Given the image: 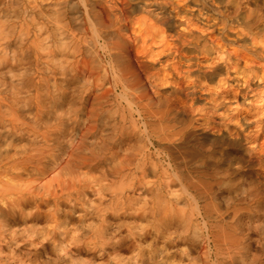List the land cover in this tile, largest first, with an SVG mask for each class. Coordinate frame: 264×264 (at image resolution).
I'll return each mask as SVG.
<instances>
[{
  "label": "rangeland",
  "instance_id": "rangeland-1",
  "mask_svg": "<svg viewBox=\"0 0 264 264\" xmlns=\"http://www.w3.org/2000/svg\"><path fill=\"white\" fill-rule=\"evenodd\" d=\"M84 9L82 0H68L62 10L68 18L61 13L59 21L53 10L8 27L2 255L10 264H50L54 227L78 234L107 228L114 235L109 249L124 241L120 254L131 261L264 264L263 136L251 143L232 122L194 120L185 84L157 81L129 46L124 92L105 83L113 72H105L109 64L98 54L83 64L85 80L69 82L56 26L70 20L69 11Z\"/></svg>",
  "mask_w": 264,
  "mask_h": 264
},
{
  "label": "bare ground",
  "instance_id": "bare-ground-1",
  "mask_svg": "<svg viewBox=\"0 0 264 264\" xmlns=\"http://www.w3.org/2000/svg\"><path fill=\"white\" fill-rule=\"evenodd\" d=\"M87 1L82 0L83 12L69 11L70 20L56 26V39L61 48L64 46L63 50L67 48L69 66L64 67L69 82L76 78L85 80L83 64L88 56L98 54L109 64V67L103 64L105 72H113V80L106 77L105 83L124 92L122 72L126 70L125 47L129 46L157 81L185 84L184 97L194 120L220 118L249 133L247 140L251 143L260 136L264 138V0H92L98 8L96 12L90 11ZM67 3L68 0H25L19 5L17 0H0L2 121L10 23L15 19L35 20L53 10L60 21L61 13L64 18L69 17L62 12ZM58 4L61 6L57 7ZM251 4L256 7L250 8ZM97 15L105 19L95 22ZM35 35L39 38L41 33L37 31ZM212 82L216 85L212 86ZM102 89L104 93L110 91L106 84ZM259 148L264 150V144ZM49 235L54 243L50 264L146 263L121 256L122 240L109 249L114 235L109 236L107 228L92 234H78L74 230L61 232L54 227ZM3 238L0 231V241ZM134 241L141 245V239L135 237ZM85 252L92 254L91 258L80 261L73 257ZM97 253L106 254L110 259L96 262ZM6 258L0 246V264H10ZM146 264L185 263L164 259Z\"/></svg>",
  "mask_w": 264,
  "mask_h": 264
}]
</instances>
